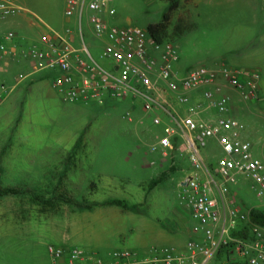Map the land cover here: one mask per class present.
I'll list each match as a JSON object with an SVG mask.
<instances>
[{
  "label": "rangeland",
  "instance_id": "rangeland-1",
  "mask_svg": "<svg viewBox=\"0 0 264 264\" xmlns=\"http://www.w3.org/2000/svg\"><path fill=\"white\" fill-rule=\"evenodd\" d=\"M18 2L25 8L21 13L45 30L62 31L66 26H75L64 13L66 5L63 0ZM178 3V9L173 12L161 35L162 39L169 38L177 43L179 60L176 62L187 66L185 71L198 65L210 66V58H215L217 61L225 60L228 67L248 68L259 73L260 99H246L241 105L242 113L228 112L226 115L242 124L241 138L250 142L253 156L264 165V0H222V5H217L214 0L212 3L201 0L196 5L190 0H178ZM108 4L116 11L115 20L109 18L112 24L146 28L167 12L169 1L109 0ZM184 11L188 14L185 20L181 17ZM0 22V33H6L10 28L8 18H0ZM179 25L182 32L176 34ZM82 28L84 42L91 54L103 62L99 57L102 42L92 34L85 21ZM15 83L14 73H0V92L10 89ZM30 89L22 104L5 103L4 99L0 101V186L30 189L41 194H44L40 192L42 189L52 191L54 180H58L61 174L62 168L58 164L65 158L63 149L68 146L66 143L81 136L92 143L86 145L85 156L78 157L80 171L70 178L77 182L79 194L85 195L93 181L111 186L112 191L106 197L110 194L132 203L130 195L138 192L142 196L146 183L159 170L156 165L142 166V155L148 157L153 152L154 156L161 157L164 148L157 142L166 134V126H173L175 132L171 141L177 147L181 167L163 180L162 209L154 215L147 211L145 219L127 213L123 219L94 221L89 225L90 229L85 227L84 231H78L66 239V243L94 252L102 262L109 257L108 252L115 249H132L141 255L152 254L154 249L186 250L187 240L193 237L188 232L189 228L195 224L186 212L183 219L185 231L176 230L169 236L159 234L161 228L167 233L165 227L171 228L166 224L164 214L166 208L178 207L177 181L192 170L188 156L180 154L185 138L172 118L160 108L143 109L140 96L107 99L102 103L93 99L71 101L66 97L65 89L53 87L50 79L38 81ZM174 105L180 106L176 102ZM178 115H185V111ZM156 116L159 117L158 123L153 121ZM153 146L155 150L150 151ZM165 150L169 156L170 150ZM201 153L213 167L223 154L215 137L206 140ZM55 164L57 168H54ZM235 191L242 210L255 209L264 213V198L255 196L247 176L238 177ZM31 193L0 196V264H52L48 245L64 243L59 213L53 215L54 219L44 215L22 219L17 214L13 201ZM156 217L159 220L154 219ZM68 233H72L71 229ZM233 250V245L222 249L207 264H230L237 257Z\"/></svg>",
  "mask_w": 264,
  "mask_h": 264
},
{
  "label": "built area",
  "instance_id": "built-area-1",
  "mask_svg": "<svg viewBox=\"0 0 264 264\" xmlns=\"http://www.w3.org/2000/svg\"><path fill=\"white\" fill-rule=\"evenodd\" d=\"M108 3L109 0H66L65 8V14L76 15L79 24L85 18L94 36L103 41L99 52L103 62L93 57L86 44L76 49L65 35L55 32L45 39V47L20 50L19 60L29 69H20L17 78L48 70L53 85L64 86L71 101L93 99L102 103L140 96L143 109L160 108L170 116L185 138L180 148L192 167L180 183V197L195 221L194 236L187 240L184 251L163 248L141 255L132 249H116L105 262L76 247L50 244L47 251L52 264H207L230 242L237 256L230 264H264V224L249 222V210L241 209L232 189L238 177L244 175L250 179L255 196L264 198V165L253 156L250 142L241 138L242 124L226 115L231 109V96L225 91L232 89L243 99L259 100V73L240 71L220 60L214 67L198 65L179 74L174 69L177 43L169 38L159 40L146 28L112 24L109 18L115 17L116 11ZM16 10L13 0H0L1 15ZM14 36V32L4 36L0 52L9 51L7 45ZM200 88L202 98L192 97L190 92ZM4 94L0 92V101ZM175 102L188 105L185 115H178ZM209 109L218 115L207 116ZM153 121L158 123L159 117ZM174 132L173 126H167L166 134L157 142L164 148L163 156L168 154L165 149H174ZM211 137L217 139L223 152L215 167L201 153ZM154 150V146L150 148ZM243 223H248L245 235L232 236Z\"/></svg>",
  "mask_w": 264,
  "mask_h": 264
},
{
  "label": "crops",
  "instance_id": "crops-1",
  "mask_svg": "<svg viewBox=\"0 0 264 264\" xmlns=\"http://www.w3.org/2000/svg\"><path fill=\"white\" fill-rule=\"evenodd\" d=\"M20 0H13V4L17 8L16 12L13 14L8 15H1V19L8 18V24L10 26L9 30L6 33H0V42L4 40V36L8 32H14L15 36L11 42L8 43V52H0V73L3 75H10L14 73V78L16 79V83L11 86L10 89L5 90L4 94V101L9 104L11 103H20L24 102L26 98V94L31 90V86L34 85L38 81H43L46 79L52 80L51 71L48 70H39L34 71L27 74L23 79H18L17 74L20 69L28 70L26 64L19 60V52L21 49L31 47V46H38V47H45L46 46V38H49L53 33L58 32L65 35L72 45L76 49H81L82 45L85 44L84 36H83V28L82 23L85 21L89 30L92 32L90 25L88 24L87 20L83 18L81 23L79 24L77 16L72 15L68 18H71V21L74 22L75 26H66L64 30L57 31L54 29L49 28L48 30L43 29L40 25L33 22L29 17L22 14L21 12L25 11V8L18 2ZM66 5V0H63ZM201 0H190L192 4H195ZM211 3L213 0H209ZM216 1L217 5H222V0H214ZM179 7V5H178ZM66 8V6H65ZM178 9V8H177ZM27 11V10H26ZM185 12V11H184ZM65 13V10H64ZM183 19L188 18V14L185 12ZM180 19V20H183ZM115 20V17L112 18V21ZM111 22V21H110ZM181 25V23H180ZM179 25V28L176 31V34L182 32V26ZM1 26V22H0ZM1 28V27H0ZM93 34V32H92ZM94 35V34H93ZM103 44V41L100 39ZM37 43L32 44L31 43ZM179 60V57L178 59ZM210 67L216 66L218 61L215 58H210ZM225 63H227L224 60ZM187 66L180 64L178 61L174 65V69L177 73H183ZM231 68L238 69L240 71H255L250 70L248 68L241 69L236 66L230 65ZM53 87H56L53 85ZM62 90L65 89L64 86H57ZM36 89V87H35ZM260 85H257V93L259 92ZM202 91L203 88L194 90L190 92L192 97H199L202 98ZM231 96V103H230V111L229 113L232 114H240L242 113V102L244 100L240 97L234 90L232 89H225ZM259 95V93H258ZM260 96V95H259ZM261 97V96H260ZM2 99V100H3ZM249 100V99H248ZM81 102V101H78ZM173 107L176 112H184L186 111L188 105H180L175 107L173 103ZM164 112V111H163ZM165 113V112H164ZM166 114V113H165ZM217 112L214 109H209L207 111V116L215 117ZM169 126V125H168ZM167 127V126H166ZM92 143L88 138H84L81 136L76 137L75 139H71L66 144L63 150L65 151L64 155L65 158L59 162L58 166L62 168L61 174L58 175L59 179L54 180L56 183L52 185V191L42 189L40 192L44 194L37 193L35 190H22L21 192H32L28 196L19 197L18 200L16 199L13 201L14 209L17 211V214L21 216L22 219H30L44 215L46 218L52 217L56 213L61 215L60 218V225L59 228H62L61 234L63 235V243L61 246L64 248H72L76 247L84 251L89 256H95L94 252H89L86 249L75 245L74 243L67 244L66 239H70L73 235H76L78 231H84L85 227L90 229V224H93L94 221H103L106 219H123L125 214H129L132 217H136L138 219H145V214L147 211L151 212L153 215L162 209L163 199H164V186L163 180L169 177L170 173L178 170L181 165L179 162V156L176 154L177 147L174 146V150H170L169 156L160 155L161 157L154 156L153 152H151L150 156L142 155L143 157V165L142 166H157L158 173L152 176L149 181L146 183V188L144 189V194L139 196V193H134L130 195V198L133 199L132 203H128L126 199L123 198H116L111 197L110 194L108 197L107 193L111 192L110 185H100L96 184L93 181L89 183L88 190H86L85 195H80L79 186L77 182L74 180H70L72 176L78 174L80 171V157L81 155L85 156L84 150L86 145ZM1 150V149H0ZM1 154V151H0ZM181 155L186 156L183 152H180ZM254 155V154H253ZM63 156V155H62ZM168 156V157H167ZM190 163V162H189ZM191 165V164H190ZM54 168H57V164H55ZM161 173H164V179L152 184V180L156 178ZM184 179V178H183ZM182 178L177 181V188H178V207L174 209H165L167 212L164 214L166 215L165 222L167 225H170L171 228L168 229V233L163 231V228L159 230L160 236H169L176 232V230L185 231V223H184V215L186 213L188 216L191 217L189 208L184 204L180 197V183L183 180ZM141 186V185H140ZM236 186V185H235ZM235 186L232 189L235 191ZM19 189V187H17ZM19 189V190H20ZM139 191V190H138ZM26 201V202H25ZM25 206H27L28 214L25 213ZM144 210V212H143ZM186 212V213H185ZM51 215V216H50ZM192 218V217H191ZM159 220V217L154 218ZM163 220V218H162ZM160 220V221H162ZM170 223V224H169ZM90 225V226H89ZM173 227V228H172ZM71 229L72 233L69 234L68 231ZM188 230V229H187ZM171 232V233H169ZM189 234L194 236L193 227L189 228ZM82 234V233H81ZM191 238V237H190ZM189 238V239H190ZM50 245V244H49ZM116 250V249H115ZM114 251V250H112ZM108 252V255L112 252Z\"/></svg>",
  "mask_w": 264,
  "mask_h": 264
},
{
  "label": "trees",
  "instance_id": "trees-1",
  "mask_svg": "<svg viewBox=\"0 0 264 264\" xmlns=\"http://www.w3.org/2000/svg\"><path fill=\"white\" fill-rule=\"evenodd\" d=\"M169 1V6L167 9V12H165L161 19L157 22L154 23H150L147 25L146 29L152 34L154 35L157 39L162 40V32L164 31L167 23L170 21V18L173 14V12L178 8V0H168ZM159 35V36H158ZM164 173H161L160 175H158L156 178H154L152 180V184H155L156 182H159L161 180L164 179ZM21 191L18 188L15 187H1L0 186V196H3L5 194H9V193H14V194H18ZM249 222H256V223H261L264 224V213L260 212V211H256L255 209H250L249 210ZM248 222V223H249ZM247 224L243 223L241 226L240 230H235L232 232V236L234 237H243V235H245L244 231L247 230ZM233 245L232 242L228 243L226 246H224L222 249L227 248L228 246Z\"/></svg>",
  "mask_w": 264,
  "mask_h": 264
}]
</instances>
